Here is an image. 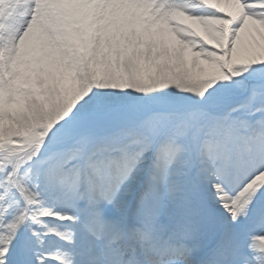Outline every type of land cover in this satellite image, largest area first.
I'll use <instances>...</instances> for the list:
<instances>
[{
	"label": "snow or ice",
	"instance_id": "1",
	"mask_svg": "<svg viewBox=\"0 0 264 264\" xmlns=\"http://www.w3.org/2000/svg\"><path fill=\"white\" fill-rule=\"evenodd\" d=\"M0 264H264V0H0Z\"/></svg>",
	"mask_w": 264,
	"mask_h": 264
}]
</instances>
